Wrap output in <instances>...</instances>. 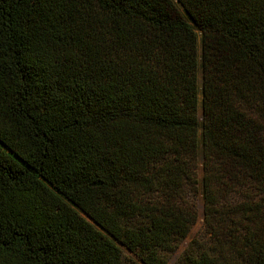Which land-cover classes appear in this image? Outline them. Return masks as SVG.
<instances>
[{
    "label": "trees",
    "instance_id": "1",
    "mask_svg": "<svg viewBox=\"0 0 264 264\" xmlns=\"http://www.w3.org/2000/svg\"><path fill=\"white\" fill-rule=\"evenodd\" d=\"M200 144L187 264H264V0H0V264H167Z\"/></svg>",
    "mask_w": 264,
    "mask_h": 264
},
{
    "label": "rangeland",
    "instance_id": "2",
    "mask_svg": "<svg viewBox=\"0 0 264 264\" xmlns=\"http://www.w3.org/2000/svg\"><path fill=\"white\" fill-rule=\"evenodd\" d=\"M181 10H183L182 6L178 5ZM185 13V11H182ZM200 50V69H199V98H200V106L198 111V116L200 121H203V108H202V82H203V67H202V44L199 45ZM204 158H203V148L202 144H200L198 156L196 157V162L192 163V167L194 168L195 179L198 181L197 184H188L187 181L184 182L181 189L178 191V196L175 195L172 199H170L171 203H175L182 208H190L194 209L195 213V221L190 228L189 234L187 237L179 240L176 243V248L172 251H164L163 254L166 257L167 264H187V254L190 252H196L197 246L200 241L203 239L211 237V234L208 232L210 229L206 227L205 224V201L203 195V176H204ZM172 194V193H171ZM159 195V196H157ZM166 196L164 194L156 193V199H161L162 201H167ZM168 199V198H167ZM169 201V200H168ZM208 232V233H207ZM121 248L124 252L126 259L130 260H139L137 255L126 248L124 245H121Z\"/></svg>",
    "mask_w": 264,
    "mask_h": 264
}]
</instances>
